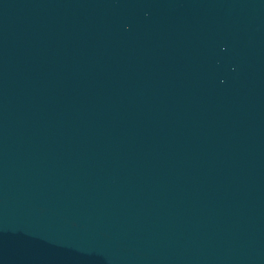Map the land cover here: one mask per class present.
Instances as JSON below:
<instances>
[{
  "label": "water",
  "instance_id": "1",
  "mask_svg": "<svg viewBox=\"0 0 264 264\" xmlns=\"http://www.w3.org/2000/svg\"><path fill=\"white\" fill-rule=\"evenodd\" d=\"M0 264H264V0H0Z\"/></svg>",
  "mask_w": 264,
  "mask_h": 264
}]
</instances>
